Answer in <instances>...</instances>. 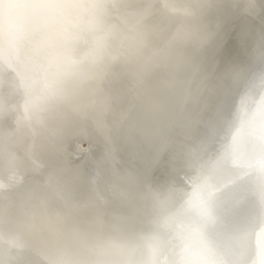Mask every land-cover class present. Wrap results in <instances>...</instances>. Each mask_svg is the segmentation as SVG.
Here are the masks:
<instances>
[{"label": "bare ground", "instance_id": "1", "mask_svg": "<svg viewBox=\"0 0 264 264\" xmlns=\"http://www.w3.org/2000/svg\"><path fill=\"white\" fill-rule=\"evenodd\" d=\"M0 264H264V0H0Z\"/></svg>", "mask_w": 264, "mask_h": 264}]
</instances>
